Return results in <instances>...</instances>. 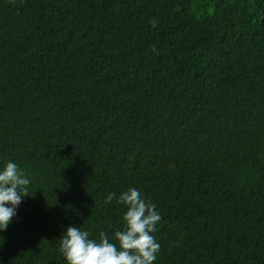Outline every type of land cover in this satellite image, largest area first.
Masks as SVG:
<instances>
[{
  "label": "trees",
  "instance_id": "trees-1",
  "mask_svg": "<svg viewBox=\"0 0 264 264\" xmlns=\"http://www.w3.org/2000/svg\"><path fill=\"white\" fill-rule=\"evenodd\" d=\"M9 161L31 184L0 264L111 238L129 188L162 217L154 264H264V0H0Z\"/></svg>",
  "mask_w": 264,
  "mask_h": 264
},
{
  "label": "clouds",
  "instance_id": "clouds-1",
  "mask_svg": "<svg viewBox=\"0 0 264 264\" xmlns=\"http://www.w3.org/2000/svg\"><path fill=\"white\" fill-rule=\"evenodd\" d=\"M156 27L155 20L151 21ZM31 184L27 173L9 161L0 170V231L7 229L22 198L27 197ZM124 205V227L110 238L100 232L98 239L77 226H70L60 238L59 251L66 264H154L160 245L153 233L162 217L156 205L146 200L141 192L129 188L119 197L108 193L105 203L113 200Z\"/></svg>",
  "mask_w": 264,
  "mask_h": 264
}]
</instances>
